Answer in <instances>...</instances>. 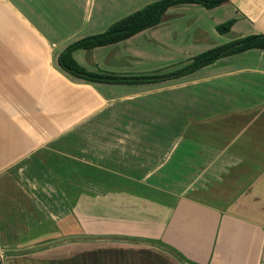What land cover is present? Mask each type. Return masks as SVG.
<instances>
[{
	"label": "crops",
	"instance_id": "crops-1",
	"mask_svg": "<svg viewBox=\"0 0 264 264\" xmlns=\"http://www.w3.org/2000/svg\"><path fill=\"white\" fill-rule=\"evenodd\" d=\"M153 1L0 0V264H264V111L228 110L224 122L212 123L219 116L210 109L214 94L191 96L189 106L180 94L179 126L145 122L136 132L104 120L120 114L107 101L129 96L104 90L137 85L90 83L57 64L70 44ZM229 21L227 32L216 30ZM232 31L235 40L264 35V0L170 7L157 25L104 47L143 39L156 48H213L227 44L216 43L215 33ZM104 47L71 56L89 72L116 74L104 66L113 48ZM232 57L248 65L241 73L253 64L264 79V49L184 76ZM69 128L144 159L132 167L112 158L111 165H128L118 170L71 155L55 140ZM120 132L126 141L117 144ZM153 164L157 170L136 167ZM196 164L199 189L167 185L169 175ZM213 165L220 167L212 174ZM232 165L241 168L228 173Z\"/></svg>",
	"mask_w": 264,
	"mask_h": 264
},
{
	"label": "rangeland",
	"instance_id": "rangeland-1",
	"mask_svg": "<svg viewBox=\"0 0 264 264\" xmlns=\"http://www.w3.org/2000/svg\"><path fill=\"white\" fill-rule=\"evenodd\" d=\"M178 12L186 19L183 22L192 23L187 20L189 14L185 10H180ZM215 36L216 37L214 39V36L209 35V37L214 39L216 43L220 44L228 43L237 38L234 31L221 36L218 34L216 35L215 33ZM104 48H113L106 50L108 53L107 56H105L104 66H110L114 70V72L111 73H116L114 75L133 77L143 75L161 76L170 74L185 66L194 56L211 49L156 48L154 45H151L148 41H144L143 39H139L135 44L126 45L123 43L121 45H117L116 47ZM149 48L150 52H148ZM225 62L227 63L226 65L222 66L218 63V65L214 66V68L211 67L209 71H207V69H205L206 71L201 70L196 74L181 76L172 81L168 80L162 81V83H152L149 85L145 84L132 87L125 86L123 88L115 86L111 90H104V92L111 96H114L115 94L123 95L125 93L129 95L121 96L122 99L120 100L107 101L106 104H110L112 106L108 110L113 109L114 112H118L120 114H117L113 118L104 117V120H107V123L111 125H121L120 127H122V125L133 126L136 128V132L138 131L137 126H142L148 122L152 124L165 123L168 124V126L177 127L181 124V118L177 115L178 112L181 111L178 110L176 106V103H179L177 102V99L180 94V96H188L187 98L183 97V99H185L183 103L184 106H189L191 101L194 102V100L191 99V96L195 97L200 96L201 94H214L216 96V99L214 100L216 106L212 103V108L210 109L211 111L218 112L219 116L215 117L212 123H217L218 119H220V123L224 122L226 118L223 116L228 110H230V113L231 111L251 109H260L264 111V79L263 77L258 79L255 77L257 73L250 70L251 67L252 70L257 68H255L252 64L249 68H247L246 73H241L239 69L243 68V65L247 64H240L241 61L239 57H232L225 60ZM193 77H203V79L193 83V81H191ZM206 77H210V83H208L207 80L204 81ZM228 88H230V94L226 91V97H223L224 91ZM145 91L146 95L143 96L142 93ZM129 93L137 94L136 96H131L132 94ZM110 112L111 111L107 112L105 115L109 116ZM124 114H126V116ZM189 114L190 113H188V115ZM129 115L130 117H128ZM184 115L186 116V113H184ZM186 118L190 120V117ZM189 123H192V121H189ZM235 124L239 125L241 123L237 120ZM66 130L67 131H61L62 133L60 132L61 134L56 136L55 140H57L56 142L62 144L63 150L76 157L91 161L97 160L103 162L109 168L113 166L114 168H118V170H125L128 165H111L110 162L112 158L120 160L121 162L132 161V167H134L135 162H140L143 158L142 154H136V157H134L135 155L132 156L128 154L124 148L114 147L107 143L108 140L102 139L101 137L100 139H96L81 133H74L71 128ZM123 135L125 134L120 132L119 138L117 135H115V138H112H114L113 140L118 139L117 144H122L126 141ZM126 135H129V133H126ZM169 135H171L170 132ZM64 136L65 138L63 139ZM64 141L67 142L66 145H63ZM154 165L155 164L151 166L137 165L136 167L139 169L146 168L149 172L151 168L157 170L159 167V165ZM219 167V165H213L211 168L209 166L212 174L216 173ZM198 168L199 165L197 164L183 166L181 168L182 170H180L182 171L181 173H173L168 176L169 183L167 185H170V187L180 191L196 183L194 187L199 189V186H201L200 184L204 183V177H201L198 181L196 180L199 175H201V173L197 174ZM240 168L241 167L239 165L229 166L228 173H231V170H239ZM127 170L131 172L133 171L132 169Z\"/></svg>",
	"mask_w": 264,
	"mask_h": 264
},
{
	"label": "trees",
	"instance_id": "trees-1",
	"mask_svg": "<svg viewBox=\"0 0 264 264\" xmlns=\"http://www.w3.org/2000/svg\"><path fill=\"white\" fill-rule=\"evenodd\" d=\"M228 0H156L134 11L128 16L112 23L104 32L82 38L67 46L57 57L59 68L70 76L90 83L106 85H141L173 80L188 75L216 60L239 54L250 49H264V35H252L230 43L208 49L189 60V62L170 74L151 76H125L109 73L89 72L79 66L71 56L76 49L90 50L126 40L129 37L157 25L161 16L170 7L198 4L206 9L217 7ZM232 21L216 26L219 33L228 31ZM181 118V122L183 118ZM191 121V120H189ZM165 124V123H164ZM168 125V124H167ZM173 127V126H171Z\"/></svg>",
	"mask_w": 264,
	"mask_h": 264
}]
</instances>
